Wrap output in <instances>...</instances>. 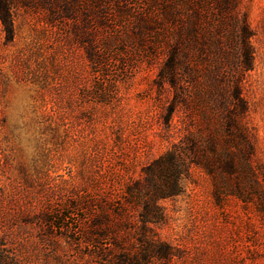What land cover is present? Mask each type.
<instances>
[{
  "label": "rangeland",
  "instance_id": "374dc122",
  "mask_svg": "<svg viewBox=\"0 0 264 264\" xmlns=\"http://www.w3.org/2000/svg\"><path fill=\"white\" fill-rule=\"evenodd\" d=\"M166 1L10 0L11 39L0 23V264H112L110 236L87 233L104 231L94 224L177 140L174 125L206 132L210 63L190 62L195 83L179 77L185 105L169 128L163 120L172 93L158 85L166 43L157 19ZM235 11L252 32L253 67L240 76L252 174L222 176L219 195L216 179L192 168L182 193L159 202L164 221L154 227L178 256L152 264H264V0H236ZM129 216L134 230L137 210Z\"/></svg>",
  "mask_w": 264,
  "mask_h": 264
},
{
  "label": "trees",
  "instance_id": "16d2710c",
  "mask_svg": "<svg viewBox=\"0 0 264 264\" xmlns=\"http://www.w3.org/2000/svg\"><path fill=\"white\" fill-rule=\"evenodd\" d=\"M7 5H11L10 0H0V23L9 40L13 29ZM235 10L236 0H168L163 4L157 28L166 50L157 80L160 87L167 85L172 93L164 123L169 128L176 108L185 105V91L179 77H184L185 83L188 80L195 83L196 74L190 69L193 61L201 66L212 64V69L204 72L209 79H204L203 84L209 89L205 99L210 111L204 116L207 129L206 132L188 128L183 131L180 125H174L179 133L177 140L161 156L145 165L140 177L125 187L110 219L101 214V220L94 224L104 231L87 233L89 240L110 236L104 250H110L112 264H152L178 256L154 227L164 221L159 202L182 193V181L192 168H199L215 178L219 195L222 176L237 175L243 170L252 174L249 161L254 145L245 121L247 107L241 95L240 77L253 67L252 32L244 14L239 16ZM227 21L234 38L232 49L227 40ZM147 24L143 16L137 17L134 37L139 42L143 40L141 28ZM229 49L235 51V67L230 80H224L220 72ZM85 52L90 63H98L93 42L90 41ZM131 209L137 210L134 230L130 228Z\"/></svg>",
  "mask_w": 264,
  "mask_h": 264
}]
</instances>
